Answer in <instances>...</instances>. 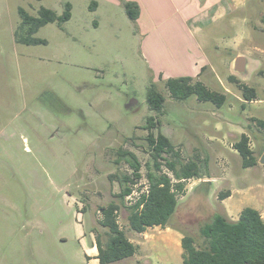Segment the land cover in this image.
Wrapping results in <instances>:
<instances>
[{
  "label": "rangeland",
  "instance_id": "1",
  "mask_svg": "<svg viewBox=\"0 0 264 264\" xmlns=\"http://www.w3.org/2000/svg\"><path fill=\"white\" fill-rule=\"evenodd\" d=\"M127 1L139 4L138 19ZM66 2L71 19L34 34L47 43L16 41L21 8L62 14ZM92 2L0 0V264H99L87 253L94 248L96 257L97 234L104 237L100 207L120 192L116 175L132 171L119 151L134 152L146 175L150 116L180 161L195 160L202 172L185 182L171 227L200 245V228L215 213L232 220L251 206L264 214V165L244 168L233 146L247 133L255 155L264 153V129L254 120L264 119V0H247L217 21L200 16L211 0H104L97 9ZM239 54L250 59L238 78L256 88L252 102L229 79ZM180 76L201 79L226 102L172 98L166 80ZM152 84L165 96L161 113L147 102ZM146 185L142 178L133 196ZM228 190L234 196L223 201ZM127 211L121 207L118 221L140 248L116 264H183L181 245L174 251L158 230H131Z\"/></svg>",
  "mask_w": 264,
  "mask_h": 264
},
{
  "label": "trees",
  "instance_id": "2",
  "mask_svg": "<svg viewBox=\"0 0 264 264\" xmlns=\"http://www.w3.org/2000/svg\"><path fill=\"white\" fill-rule=\"evenodd\" d=\"M96 4L95 1L92 2V5ZM124 6L132 20L138 19L140 7L137 2L127 1ZM71 10L70 2L65 3L62 14L42 6L38 16H34L21 8L19 12L22 20L15 32L16 41L27 45L47 43L46 39L35 37L34 34L51 22L63 25L71 19ZM229 79L240 85L245 100L252 101L257 98L255 87L244 83L235 74L230 75ZM166 87L170 96L176 100H186L196 95L198 100L212 102L220 107L227 99L225 93L212 90L201 79L192 76L168 78ZM147 102L152 110L163 112L165 96L154 84L148 89ZM254 120L259 128L264 129V119ZM160 123L156 116H150L146 121V139L152 157V161L146 163V175H142V164L134 152L119 151L120 159H124L132 171L122 176L116 175L121 190L115 195L116 199L100 207V224L105 232L104 237L102 234H97L96 237V257L99 264L126 262L138 252V245L129 239L118 221L121 207L128 210L129 227L136 233H144L148 227L170 226L169 222L178 206L179 194L185 191V182L202 177L197 161H180V152L160 128ZM233 146L241 156L244 168L254 167L259 163V158L250 145L249 134L242 133ZM164 165L173 173V177L164 171ZM142 178L146 179L148 189L141 190L135 200L129 203L127 196ZM229 196L231 193L228 190L221 192L219 198L223 200ZM200 235L202 243L198 245L194 236L184 234L181 241L183 264H264V219L255 207H244L236 221L221 213H215L210 221L201 226Z\"/></svg>",
  "mask_w": 264,
  "mask_h": 264
},
{
  "label": "crops",
  "instance_id": "3",
  "mask_svg": "<svg viewBox=\"0 0 264 264\" xmlns=\"http://www.w3.org/2000/svg\"><path fill=\"white\" fill-rule=\"evenodd\" d=\"M95 1L97 4L96 6V9L99 8L102 4V1L104 0H93ZM220 1V5L222 6V2L224 3V9H221V11L217 12L218 9H219V4H217V2ZM246 1L247 0H211V2H208L205 6L203 7H200L201 9V14L200 16L202 15H205L206 16H210V20L209 21H213L214 19L219 20L221 17H224L226 15H228L234 11H238L239 9H241L243 6H245L246 4ZM143 7L141 8V11H142ZM196 12L198 13V11L196 10ZM141 15V14H140ZM195 15V14H194ZM193 15V16H194ZM207 16V17H208ZM207 17H205V19H208ZM203 19V20H205ZM208 21H203L201 24H207ZM200 28V29H199ZM198 30H201L200 32H203L204 31V28L201 29V27H198L197 28ZM253 47V46H252ZM249 48V47H248ZM206 67V66H205ZM239 75H237L238 77ZM239 78H241L239 76ZM257 99V98H256ZM256 99L252 100V101H255ZM252 101H249V102H252ZM234 196V193L232 191V194L231 196L225 198L223 201H226V200H229L230 198H232ZM243 209V208H242ZM256 209H258L256 207ZM240 213L241 211H239L236 216H232V220L233 221H236L239 219V216H240ZM262 216H263V219H264V214L262 213ZM160 228V229H158ZM149 229H153V230H158V239L159 241L161 242H164L165 244H169V246H171V248L174 250V251H178V247L181 245V241H182V238H183V233L181 230L179 229H175L171 226H167V227H162V226H153V227H148L147 230L144 232V233H147ZM140 234V233H139ZM142 234V233H141ZM157 240H155V242H157ZM138 245V247L140 248V245L139 244H136ZM182 247V246H181ZM139 250V249H138ZM95 252V249L94 248H91V251L88 250V257H92L96 263H99V260L97 259V257H95L96 253ZM182 252H183V249H182ZM182 252H181V256H182ZM138 253V252H137ZM180 253V252H179ZM137 255V254H136ZM135 255V256H136ZM134 256V257H135Z\"/></svg>",
  "mask_w": 264,
  "mask_h": 264
},
{
  "label": "water",
  "instance_id": "4",
  "mask_svg": "<svg viewBox=\"0 0 264 264\" xmlns=\"http://www.w3.org/2000/svg\"><path fill=\"white\" fill-rule=\"evenodd\" d=\"M249 58L247 56H245L244 54H239L236 58H235V64H234V68L236 71L237 75H241V74H245L248 73V65H249ZM134 100L130 101L127 105L130 106L132 104ZM259 163L264 165V153L261 155L260 159H259Z\"/></svg>",
  "mask_w": 264,
  "mask_h": 264
},
{
  "label": "built area",
  "instance_id": "5",
  "mask_svg": "<svg viewBox=\"0 0 264 264\" xmlns=\"http://www.w3.org/2000/svg\"><path fill=\"white\" fill-rule=\"evenodd\" d=\"M146 183H147V181H146ZM139 184V183H138ZM137 185V184H136ZM148 189V183H147V185L145 186V189L144 190H147ZM144 190H142V191H144ZM133 194H134V188H133V191H132V193L130 194V195H128L127 196V201L129 202V203H132L134 200H135V198L138 196H133ZM138 194H139V192H138Z\"/></svg>",
  "mask_w": 264,
  "mask_h": 264
},
{
  "label": "flooded vegetation",
  "instance_id": "6",
  "mask_svg": "<svg viewBox=\"0 0 264 264\" xmlns=\"http://www.w3.org/2000/svg\"><path fill=\"white\" fill-rule=\"evenodd\" d=\"M135 101V100H134Z\"/></svg>",
  "mask_w": 264,
  "mask_h": 264
}]
</instances>
